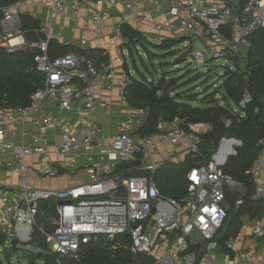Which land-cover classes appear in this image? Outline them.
Returning <instances> with one entry per match:
<instances>
[{
    "label": "built area",
    "instance_id": "1",
    "mask_svg": "<svg viewBox=\"0 0 264 264\" xmlns=\"http://www.w3.org/2000/svg\"><path fill=\"white\" fill-rule=\"evenodd\" d=\"M140 1L124 2L123 17L113 28L114 44L124 40L122 24L140 22L149 26L146 38L153 43L196 38L207 54L190 48L187 55L203 64L210 59H244L251 34L264 28V0H152L149 8H137ZM88 2L44 0L49 20L39 21L38 29H25L22 24L33 0L0 6V50L31 53L35 70L44 75L43 86L27 106L0 102V244L9 243L11 249L13 240L29 244L37 228L39 203L54 199L56 216L49 218L53 230L38 229L51 251L63 256L79 259L87 245L100 239L128 237L130 250L153 256L154 264H264V215L248 221L250 235L262 245L255 241L249 248H238L226 240L218 263L222 255L218 232L229 210L223 202L237 194L233 205L239 206L246 192L244 184L222 168L240 140L222 137L208 160L188 170L187 195L176 201L160 194L154 175L165 161L178 162L198 152L201 138L191 129L193 124L186 129L176 120L160 121L157 133L140 136L137 131L147 109L132 108L109 125L106 136L92 123L75 130L61 116L74 106L94 111L98 91L117 75L115 58L100 69L79 51L54 58L48 54L51 39L72 43L62 34L65 26L54 20L65 14L77 20ZM109 14L107 9L94 10L85 29L100 30ZM28 16L35 17L33 12ZM28 30L42 32L46 39L27 38ZM127 82V77L116 80L120 95ZM249 101L246 91L239 105ZM259 146L246 174L252 182V198L264 200V139ZM137 156V164L118 170ZM134 171L145 174H129ZM62 176L70 181L51 185Z\"/></svg>",
    "mask_w": 264,
    "mask_h": 264
},
{
    "label": "trees",
    "instance_id": "2",
    "mask_svg": "<svg viewBox=\"0 0 264 264\" xmlns=\"http://www.w3.org/2000/svg\"><path fill=\"white\" fill-rule=\"evenodd\" d=\"M16 1L0 0V6ZM22 24L25 29L34 27V23L27 15H22ZM121 35L125 40L122 45L130 53L138 46L146 50V45L150 44L162 51V54L148 50L147 53L160 58L174 55L172 48L176 42L183 41V39L165 38L159 43H153L130 24L121 25ZM71 50L72 46L61 44L56 40L49 41L48 54L51 58ZM79 51L84 52V50ZM188 51L175 63L178 64L185 59ZM231 60L237 62L235 69L234 67L226 68L218 88L201 97H199L201 94H191V96L184 94V90L181 89L186 82L179 79L181 75L166 76L167 72H161L157 80H154L151 71L148 77L143 74H140L138 78L130 75L123 90V97L130 107L147 109L146 120L137 131L140 136L157 133L156 126L160 121L171 122L178 119L180 125L186 129H190L188 124L205 123L210 126L208 131L199 134L201 142L197 153L187 154L180 162L165 161L156 170L154 179L160 194L165 197L180 201L187 195L189 183L186 173L200 160H208L222 137H232L241 141V145L236 147L235 154L229 156L222 168L225 173L242 182L246 187V192L242 195V203L239 206L233 205L237 196L233 195L228 198L230 209L218 232L221 247L226 240L236 237L239 233L243 216L255 218L264 215V200L252 198L253 186L249 175L246 174L260 150L259 140L264 139V28L251 34V44L244 57L243 70L238 67V59L231 58ZM167 63L160 61L159 65L163 67L168 65ZM43 80L44 75L34 68L31 53H8L0 50V102L5 101L12 107L27 106L31 96L43 86ZM246 91L250 94V101L242 107L239 103ZM231 103L239 109L234 110ZM138 162L139 156L133 162L120 164L118 170H125ZM129 174L142 175L145 172L134 171ZM54 205V199L39 203L37 228L29 243L37 248V252L29 254L28 264L38 262L42 264L155 263V258L151 255L133 253L130 250L128 237L100 239L97 244L87 245L82 250L79 259L51 251L38 227L42 226L48 232L53 230L54 226L49 218L56 216ZM0 264H3L1 256Z\"/></svg>",
    "mask_w": 264,
    "mask_h": 264
},
{
    "label": "crops",
    "instance_id": "3",
    "mask_svg": "<svg viewBox=\"0 0 264 264\" xmlns=\"http://www.w3.org/2000/svg\"><path fill=\"white\" fill-rule=\"evenodd\" d=\"M33 1L35 2V4L28 7L27 12H33L35 17L30 19V16H28L29 13H26V15L34 23V27L31 28L38 29L40 27L38 25L39 22L38 24H36L33 20L35 19L41 22H45L49 20V15L46 9L42 6V2L44 0ZM125 1L126 0H113L112 3H109V0H98L99 3H96L95 0H89L87 4L88 6L81 10L80 17L77 20L71 21L67 14L60 16L56 20H54L57 24H63L65 26V30L62 33L63 36H70L72 38V43L68 46H72V50L74 51L84 50V52H79L87 56V58L91 59L98 68L101 69V67L104 64L108 63L109 60L114 58L116 59V62L114 64L115 71L117 73L116 78L113 81H110L106 87L98 91L97 105L94 111L89 112L87 110L74 106L71 112L60 113L61 116L65 120H67L69 122V125H71V127L75 130L81 127H87L88 124L92 123L100 127L103 130V133L107 136L109 134V125L113 121L121 119L130 109L133 108L126 103L123 95H120L118 88L114 85L117 79L119 80L120 78L126 77L125 74L123 75L120 71V66L123 60L122 57L124 56V51L126 50V47H121V45L125 42V40L116 44H114L112 40L113 28L115 24H117L123 17L122 9ZM140 2L141 3L137 5V8H149L152 0H141ZM99 9L109 10L110 14L108 21L100 30H95L92 26H90L88 29H85V24L87 22L86 19L90 18V15L94 10ZM129 24L140 33H142L145 37L150 34L148 31L149 26L147 24L140 22H133ZM58 42L63 44L60 41ZM178 122L180 123L179 120ZM191 129L201 134L209 130V124H193ZM184 158L185 156L180 161H182ZM63 181H70V178L62 176L55 182H52L51 185L58 186L63 183ZM235 196L239 197L237 194H235ZM228 204L230 205L229 201ZM250 220H252V218H250L249 216H243L242 226L239 233L236 235V237H231L228 239L232 240L235 246L238 248H249L256 241L255 238L250 235V225H248V221ZM256 242L258 246L262 245V242L260 240H257ZM225 251L226 250L223 244V247L220 250L222 255L219 257L218 263L222 262L223 254L225 253Z\"/></svg>",
    "mask_w": 264,
    "mask_h": 264
},
{
    "label": "rangeland",
    "instance_id": "4",
    "mask_svg": "<svg viewBox=\"0 0 264 264\" xmlns=\"http://www.w3.org/2000/svg\"><path fill=\"white\" fill-rule=\"evenodd\" d=\"M123 45H121L122 47ZM200 50L207 54L204 46L196 39L192 38V41L185 39L183 41L176 42L172 50L175 52L174 55L165 56V57H154L147 53V50L152 53L161 55L162 51L155 49L150 44L146 45V50L138 46L137 49H133L132 53L129 52L127 48L124 51V56L122 57V64L120 71L122 74L129 78L130 75L133 77H140V74L149 76V72H153L154 80H157L161 72H167L166 76H176L180 80L185 81L186 85L182 86L181 90H184L183 93L188 94H201L199 97L206 94L214 92L222 79V75L226 68L235 69V64L237 62L232 61L231 59H210L208 62L203 64H197L190 59V56H185V59L181 60L178 64L175 61L183 57L185 52L189 49ZM168 62V65L161 66L159 62ZM162 67V68H161ZM238 67L244 69V59H238ZM188 79H191L188 81ZM182 84V82H181ZM184 84V83H183ZM219 95V94H218ZM196 96V95H195ZM194 96V97H195ZM197 104V103H194ZM234 110H238V106L230 104ZM178 121V119H175ZM210 129V126H209ZM118 173V172H117ZM26 252L31 254L37 252V248L34 245L18 243L15 249H11L9 243L5 245L0 244V256L3 260V264H28L30 255L27 259L21 260L20 254ZM37 264H42L38 262Z\"/></svg>",
    "mask_w": 264,
    "mask_h": 264
},
{
    "label": "water",
    "instance_id": "5",
    "mask_svg": "<svg viewBox=\"0 0 264 264\" xmlns=\"http://www.w3.org/2000/svg\"><path fill=\"white\" fill-rule=\"evenodd\" d=\"M33 21H34L36 24H38V22H39V20H35V19H34ZM25 36H26L27 38L32 39L33 41H38L39 37H40L41 39H43V40L46 39V36H45L44 33L39 32V34L37 35V34L35 33L34 30H28V31H26V32H25ZM55 106H56V104H54V105L52 106V108H54ZM223 205H224V207H225L226 209H229V204H228L227 201H224V202H223ZM16 245H17L16 241L13 240V241L11 242V247H12V249H15V248H16ZM28 255H29V254H27L26 252H22V253L20 254V259H21V260H25V259H27Z\"/></svg>",
    "mask_w": 264,
    "mask_h": 264
}]
</instances>
